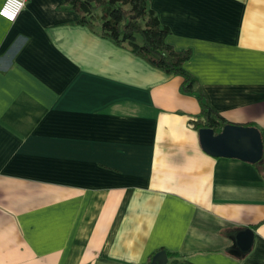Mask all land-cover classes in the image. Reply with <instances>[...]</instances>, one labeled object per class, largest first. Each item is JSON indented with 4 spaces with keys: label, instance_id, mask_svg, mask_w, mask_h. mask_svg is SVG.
Here are the masks:
<instances>
[{
    "label": "crops",
    "instance_id": "0c3cea01",
    "mask_svg": "<svg viewBox=\"0 0 264 264\" xmlns=\"http://www.w3.org/2000/svg\"><path fill=\"white\" fill-rule=\"evenodd\" d=\"M148 2L209 106L264 146V0ZM58 5L0 17V264H264V169L204 153L182 79Z\"/></svg>",
    "mask_w": 264,
    "mask_h": 264
},
{
    "label": "trees",
    "instance_id": "16d2710c",
    "mask_svg": "<svg viewBox=\"0 0 264 264\" xmlns=\"http://www.w3.org/2000/svg\"><path fill=\"white\" fill-rule=\"evenodd\" d=\"M57 8L75 13L76 25L88 28L118 47L126 48L153 68L180 77L181 91L195 95L199 104L200 112L191 121L195 131L209 128L217 134L223 126L232 124L209 106L197 79L184 69L183 65L191 58V52L177 51L166 43L169 28L159 22L148 0H59ZM260 134L263 142L262 132ZM255 165L264 169V151L263 163Z\"/></svg>",
    "mask_w": 264,
    "mask_h": 264
},
{
    "label": "water",
    "instance_id": "95a60500",
    "mask_svg": "<svg viewBox=\"0 0 264 264\" xmlns=\"http://www.w3.org/2000/svg\"><path fill=\"white\" fill-rule=\"evenodd\" d=\"M199 144L204 153L213 158L237 159L251 164L263 163L264 146L260 132L249 126L229 124L215 134L214 130L203 128L198 131ZM253 233L249 229L234 239L229 254L239 256L250 249ZM237 248L238 250H234ZM166 254L158 253L151 264H165Z\"/></svg>",
    "mask_w": 264,
    "mask_h": 264
},
{
    "label": "clouds",
    "instance_id": "9594fccd",
    "mask_svg": "<svg viewBox=\"0 0 264 264\" xmlns=\"http://www.w3.org/2000/svg\"><path fill=\"white\" fill-rule=\"evenodd\" d=\"M23 0H8V4L0 9V16L5 17L8 21L14 23L19 11L23 8Z\"/></svg>",
    "mask_w": 264,
    "mask_h": 264
},
{
    "label": "built area",
    "instance_id": "2783aa9c",
    "mask_svg": "<svg viewBox=\"0 0 264 264\" xmlns=\"http://www.w3.org/2000/svg\"><path fill=\"white\" fill-rule=\"evenodd\" d=\"M27 1L28 0H23V3H24V6H23V8L25 7V5H26V3H27ZM6 4H8V0H5L4 1V3L2 4V6H1V8L0 9H3L5 6H6ZM23 8L19 11V13H18V15H17V17H16V19L18 18V16H19V14L21 13V11L23 10ZM1 18H3L4 20H6L7 22H9V23H12V22H10V21H8L5 17H3V16H0ZM15 19V20H16Z\"/></svg>",
    "mask_w": 264,
    "mask_h": 264
}]
</instances>
